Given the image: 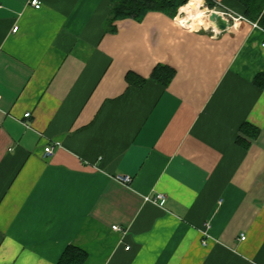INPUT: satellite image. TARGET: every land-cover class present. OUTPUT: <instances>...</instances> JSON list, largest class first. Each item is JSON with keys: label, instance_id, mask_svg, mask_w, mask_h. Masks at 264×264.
<instances>
[{"label": "crops", "instance_id": "0c3cea01", "mask_svg": "<svg viewBox=\"0 0 264 264\" xmlns=\"http://www.w3.org/2000/svg\"><path fill=\"white\" fill-rule=\"evenodd\" d=\"M38 1L0 0V264H264V0H211L222 31Z\"/></svg>", "mask_w": 264, "mask_h": 264}, {"label": "trees", "instance_id": "16d2710c", "mask_svg": "<svg viewBox=\"0 0 264 264\" xmlns=\"http://www.w3.org/2000/svg\"><path fill=\"white\" fill-rule=\"evenodd\" d=\"M114 2V6L110 11L108 16V22L110 26L113 21L119 19L130 18L135 21H141L144 16L150 11H158L166 14L167 16L173 18L177 15L178 11L179 14L176 16L178 18L180 14L183 12L185 6L186 7H193L195 5L194 1L191 0H111ZM191 1V2H190ZM205 4L208 8H213L214 3L211 0H204ZM244 5L248 6V0H240ZM261 7V6H260ZM180 9V10H179ZM250 19L256 20L257 24L261 27H264L262 20H264V12L261 14V17L258 18L257 16H249ZM263 26H262V25ZM113 30V26H111ZM152 79L156 80L157 82L166 85L173 76V71L170 67L166 65L158 64L156 65L151 75ZM126 80L129 84H134L136 86H141L144 82V78H141L132 72H128L126 74ZM264 84V81L260 83V85ZM252 130L250 133L251 137L256 136L258 133V129L251 128L249 125L244 124L241 126L240 130L244 131L245 129ZM238 142H241L240 138H238ZM87 257V253L82 250L81 248L74 246V245H67L64 250L62 251L58 261L56 264H83Z\"/></svg>", "mask_w": 264, "mask_h": 264}, {"label": "built area", "instance_id": "2783aa9c", "mask_svg": "<svg viewBox=\"0 0 264 264\" xmlns=\"http://www.w3.org/2000/svg\"><path fill=\"white\" fill-rule=\"evenodd\" d=\"M30 4L33 5L35 8H39L40 7V2L38 0H30ZM207 10H208L207 13H209L211 10L217 11L224 18H226L228 21H229V19H231L232 21H236V20H239V19H245L246 20L245 17H243V16H240V17L239 16H236L235 14H233L230 11H228V12H221V11L215 9V8H211V9H207ZM249 22L251 23L252 26H256L257 25L256 22H251V21H249ZM16 30H17V26H14L12 28V31H16ZM262 46H264V42L262 43ZM29 116H30V112L24 113V117L27 118ZM55 145H58V143L55 142V143H51V144L45 145L43 147V157L49 156L53 152V148H54ZM115 179H117L118 181H120V182H122L124 184L129 183L130 180H131V178H130L129 175H124V174L116 175L115 176ZM160 198H162V194H157L155 198H152V201H156V200H158ZM206 226L208 227V225H206ZM112 229H114V230H120V228L118 226H113ZM244 238H245V236L242 234L241 237H240V239H244ZM203 243H204V241H203Z\"/></svg>", "mask_w": 264, "mask_h": 264}, {"label": "water", "instance_id": "95a60500", "mask_svg": "<svg viewBox=\"0 0 264 264\" xmlns=\"http://www.w3.org/2000/svg\"><path fill=\"white\" fill-rule=\"evenodd\" d=\"M207 19L216 30L222 31L231 26V22L224 18L220 13L211 10L207 14Z\"/></svg>", "mask_w": 264, "mask_h": 264}, {"label": "rangeland", "instance_id": "374dc122", "mask_svg": "<svg viewBox=\"0 0 264 264\" xmlns=\"http://www.w3.org/2000/svg\"><path fill=\"white\" fill-rule=\"evenodd\" d=\"M204 7H207V6H206V4L202 1V7H200L199 10L197 11V13H196L197 16H200V15H202V14L204 13V9H203ZM209 9H210V8H209ZM207 12H208V10L206 9V12H205L204 15L202 16V19H201V20L199 21V23H197V25H196L197 27H198L199 25H202L206 20H208V19H207V14H208ZM185 13H186V11H183V14H182V15L184 16ZM193 22H194V21H193Z\"/></svg>", "mask_w": 264, "mask_h": 264}, {"label": "bare ground", "instance_id": "6f19581e", "mask_svg": "<svg viewBox=\"0 0 264 264\" xmlns=\"http://www.w3.org/2000/svg\"><path fill=\"white\" fill-rule=\"evenodd\" d=\"M191 9H192V7H186L185 6V8H184V10L183 11H186V15H187V12H191ZM192 12H196V9L195 8H193V11ZM183 12L180 14V16L182 17L183 15ZM185 15V14H184ZM182 19V18H181Z\"/></svg>", "mask_w": 264, "mask_h": 264}]
</instances>
